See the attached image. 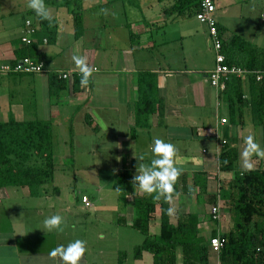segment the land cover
I'll use <instances>...</instances> for the list:
<instances>
[{
    "label": "crops",
    "instance_id": "0c3cea01",
    "mask_svg": "<svg viewBox=\"0 0 264 264\" xmlns=\"http://www.w3.org/2000/svg\"><path fill=\"white\" fill-rule=\"evenodd\" d=\"M118 1L124 3L129 0ZM173 3L174 0L163 2L139 0L136 7L139 6L138 9L141 11L144 6L146 11L144 10L141 22L134 26L137 28L135 32L129 31L130 25L123 21L115 25L107 24L100 21L105 16L98 15L99 21L94 23L85 16L94 9H108L111 7V1L103 0L101 4L89 9L74 5L72 10L77 11L78 30L75 26L74 12L65 5L58 7H65L63 11L62 9L53 11L51 7L54 5L46 4L51 21L39 24L29 7L20 8L19 12H16L9 4L0 3V66L10 65L15 60L14 50L20 46L17 45L18 40L23 34L25 21L29 20L36 26L37 31L34 36L35 44L27 51L32 56L41 55L46 71L37 75H8L0 79V121H6L10 117L17 121H25L22 119L29 116L28 120H49L52 126L59 125L60 122L68 125L73 123L74 116L78 113L82 116L79 123L83 122L89 127L85 132L95 134L94 144H91L93 153L119 156L115 171L127 157L129 161H134V174L137 164L147 163L151 159L150 145L154 138L172 143L177 150L175 165L186 177L184 188H191L193 191L169 200L170 222L175 223L179 214L188 213L181 211L180 208L192 205V201H195L197 209L190 212L198 215L201 222L200 236L206 240L205 233L209 236L212 232H215V236L224 234L233 225L226 210L227 214L223 211L222 215L220 212L219 220L215 222L208 211L200 209L201 206L207 208L210 206L211 209L220 201L222 204L221 196L218 194L216 203L210 204L209 194L214 193L215 189L216 192L219 191V185L227 183L232 177L231 173L218 171L221 144L227 142L236 149L237 169L247 171L249 169L243 166L242 158L244 138L251 135L256 139L257 135L258 140L260 137L262 140L259 145L264 148V133L260 128L258 132L253 126L250 106L243 104L248 102L249 97L246 78L241 79V102H237L233 107L235 124H229L228 103L210 87L207 77L214 67L215 53L213 61L207 67L194 70L190 60L193 59L194 52L195 55L199 53V48L194 46L197 38L203 34L200 28H193L195 17L168 16L163 13ZM214 4V17L217 25L223 28L224 40L227 41L236 35L264 49V5L260 0H214ZM234 8L236 22L230 20L228 14V11ZM220 9L221 11L226 9L227 12L222 14ZM24 12L26 15L22 17L20 14L23 15ZM164 22L167 24L163 30L155 31L154 27L149 28V25H162ZM201 25L206 28L205 25ZM113 28L114 31L111 30ZM172 43L178 44L177 48L171 49ZM206 46L207 50L213 51L209 42ZM73 55L85 57L88 67L93 69L89 83L75 91L72 80H68L65 88L57 89L58 98L54 101L49 97V87L50 82L52 86L55 82L49 75L57 72H67L70 75L79 73L72 61ZM141 71L156 74L157 94L163 100L164 111L160 118L152 115L149 127L136 130V136L132 139L133 104L137 97V75ZM38 83L41 88L36 106L31 95L24 93L27 90L24 87L31 84L32 87L28 90L38 92L36 88ZM67 109L74 110L75 115L71 117L65 115ZM98 117L104 124L98 121ZM107 125L112 129V132H109L111 134L109 140L106 137ZM80 148L79 140L73 142V152ZM72 151L69 149L70 154ZM195 152L200 155H196ZM141 154L145 156V160H136ZM249 163L252 164L250 170H264L263 160L256 156H253ZM196 172L203 173L206 177L204 194L199 192L197 186L192 188L193 174ZM12 190L14 188L0 189V264H61L59 258H51L49 252L58 245H67L77 239L78 231L75 220L72 219L75 217V209L67 207L66 204L60 207L56 205L59 193L52 199L51 190L47 188L39 197H28L25 189L22 193ZM81 197H87L90 202V207L85 208L81 201L85 212L91 213L95 210L103 212L106 214L104 219L108 216L109 222L112 223L114 213L110 205L104 207L101 205L103 208H99L100 204L96 205L95 197L86 194ZM20 199L26 201L23 206L17 204L16 200ZM3 201L10 202L3 207ZM175 209L177 215L173 221L172 213ZM54 211L61 212L64 216H72L69 217L71 223L68 221L69 226L63 227L61 231L49 232L43 229L42 222L46 217L52 216ZM124 212L126 221L131 223L134 218L133 208L127 205ZM157 231L156 221L152 234H156ZM79 264L99 263L86 256L85 252ZM209 264H218L215 253L210 254Z\"/></svg>",
    "mask_w": 264,
    "mask_h": 264
},
{
    "label": "trees",
    "instance_id": "16d2710c",
    "mask_svg": "<svg viewBox=\"0 0 264 264\" xmlns=\"http://www.w3.org/2000/svg\"><path fill=\"white\" fill-rule=\"evenodd\" d=\"M74 1V5L81 0ZM165 0H157L163 2ZM45 4L63 7L68 2L59 0H44ZM200 0H174L171 7L163 11L168 16L194 17L199 10ZM74 12L76 30L79 29L77 11ZM68 7V6H67ZM31 13L36 15L33 10ZM37 22L51 21L41 19L36 15ZM167 22L162 25H149V28L163 30ZM35 26V25H34ZM218 33L222 39L221 53L225 57L226 64L242 69L256 71L264 68V49L233 35L229 40H224L223 28L217 25ZM130 37L131 32H130ZM21 38V37H20ZM20 45L14 50L15 60L13 66L23 58H30L36 62H43L40 54L32 56L27 51L33 47L24 46L21 39ZM22 75V74H20ZM25 75V74H24ZM54 79L55 85L49 87L50 99L56 101L57 89L65 88L68 80H72L75 91L80 88V73H73L69 79L58 78L56 73L49 75ZM248 80V102L252 116L253 126L260 128L264 133V81L256 82L252 75L238 78L228 77L226 88L222 96L228 103L229 124H235L233 107L241 102V79ZM163 100L157 94L156 74L149 71H141L137 75V97L133 104L134 127L131 131L132 139L136 130L148 128L152 115L160 118L163 115ZM70 123V127H71ZM71 130V129H70ZM72 135V131H70ZM72 151L73 142H69ZM73 154V151L71 152ZM237 151L234 147L224 142L220 146L218 155V171L231 173V180L219 185V191L209 194L210 204H215L217 194L221 196L228 209L232 228L222 234L225 245L217 256L218 264H264V170L239 171L237 169ZM55 170L53 126L49 120H25L17 121L10 117L6 121H0V189L17 188L25 189L28 197H39L45 193V188L53 182ZM134 161L124 158L121 167L115 171V190L117 205L124 208L130 205L134 211L131 223L126 221L124 215L116 214L114 222L138 232L142 236L141 243L134 246L133 254L139 259L142 253L151 254L152 264H177L178 251L181 256V264H209L210 254L214 253L209 246V239L215 237L212 232L207 241L200 236V220L196 213L179 214L175 223L170 222L169 200L162 196L154 199L156 195L140 193L132 184L134 176ZM185 175L180 174L175 185L172 198L191 193L193 190L186 187ZM198 187L203 193L206 187V177L203 173L193 174V187ZM189 190V191H188ZM51 193L58 194L56 186H52ZM204 194V193H203ZM94 197V196H93ZM83 198L81 197V201ZM89 207L90 202L87 199ZM84 204V202L82 201ZM85 206V204H84ZM86 207V206H85ZM86 207V208H89ZM118 210H120L118 208ZM117 211V210H116ZM156 219L157 233H150V222ZM125 254L119 252L117 264H123Z\"/></svg>",
    "mask_w": 264,
    "mask_h": 264
},
{
    "label": "rangeland",
    "instance_id": "374dc122",
    "mask_svg": "<svg viewBox=\"0 0 264 264\" xmlns=\"http://www.w3.org/2000/svg\"><path fill=\"white\" fill-rule=\"evenodd\" d=\"M59 1L62 2L61 4H64V2H68L69 5L67 6L70 9L74 5V1ZM105 1H111V7H109L108 9H94L85 14V16L94 23L95 21H99L98 15L105 16L100 21H102L103 23L106 22L107 24L115 25L120 24L123 21L125 24L130 25L129 31L133 30V32H135L137 28L134 26L141 22L144 12L146 11V8L144 6L141 8V11L138 9L141 3L138 7H136L139 0H129L128 2L124 3H121V1L118 0ZM102 2L103 0H82L80 4L76 5L77 7L81 5L82 8L89 9V7L97 6ZM260 2H262V4L264 5V0H260ZM0 3L9 4L10 7L12 9H15L16 12H19L20 8L25 9L28 7V0H0ZM51 8L53 9V11L57 9H62L63 11L65 9V7L58 8L57 6H53ZM222 10L223 11H221L220 9L222 14L227 12L226 9ZM218 12L219 9L217 10V13ZM228 12L230 20L236 22V8ZM20 15L24 17L26 13L24 12L23 15ZM194 27H197V29L200 28L201 33L204 35V38L203 35H200L199 38H197L196 45L194 47L199 48V53L195 55L194 52L193 59L190 60V63H193V68L195 70L199 67H207L213 61L214 52L210 51L209 49V51L207 50L206 44L209 41L206 42V40L208 39L206 28L201 24H198L196 20H193V28ZM111 30L114 31L115 28ZM118 32L120 35L121 30ZM193 41L195 43V40ZM202 42L205 44H202ZM177 46L178 44L176 45L175 43H172L170 45V48H177ZM203 47H205V49ZM29 87H32L31 84H26L24 89L27 90L24 91V93L31 95L32 101L36 106H38V97L40 96L39 89L41 88L40 84L38 83L36 87L38 88V92L29 91ZM73 111L71 109H67L65 115H69V117H71L72 115H75ZM29 118V116H26L22 120H28ZM74 118L75 120L73 121L71 127L70 124L65 125L64 122L63 124L60 122L59 125H53L55 170L53 182L50 183L48 187L49 190H51L52 186L58 187L59 195L56 205L60 207L66 204L67 207H72L73 209H75V217H69H72V219L75 220L77 227L76 230L78 231V235L76 236V238L79 239V237H81V239L86 242V256H88L90 259H93V261H98L99 264H117L118 254L119 252H123L126 258L124 264H152L151 254L147 252L142 253L141 260H139L138 262L137 259L134 258V246L141 243L142 241V236L138 232L123 226H118L114 222V219H112V223H110L108 216L104 219V215L106 216V214L98 210H95L91 213H87L84 211L86 207L84 208V206L81 204V196L83 194H86L89 196H94L97 199L96 205H98L99 203V208H103L105 205H110L111 211H113L112 213H114V217L116 214L125 216L123 208H120L116 202L117 195L115 190V166L118 162V159L120 158L119 156L114 157L110 154L105 155L101 152H95L94 154L93 150H91V147L93 146H91V144H94L95 134L90 131L85 132L88 131L89 127L83 124V122L79 123V120L82 119V116L80 114L77 113ZM102 128H104V126ZM256 129L258 132H260L259 128ZM107 130L108 131L106 133V137L109 140V137L111 135L109 134V132H112V129L109 128V125H107ZM58 131L60 132L58 133ZM70 131H72V135H70ZM71 140L72 142L79 140L81 146L79 150H74L73 154H70L68 146ZM255 141L258 144L262 143L261 137L260 140H258L257 135ZM260 147L264 149L261 145ZM195 154L200 155L196 152ZM258 158L260 160H263L264 164V157ZM12 191H16L18 193L25 192V190L17 188ZM51 197L52 199H55V194H52ZM16 201L17 204L21 206L26 203V201L21 199ZM9 202L10 201H3L2 206L6 207ZM192 202V205H184L182 208H180L181 211L190 212L196 210L197 204L195 201ZM219 203L221 205L220 212L222 213V215L223 211L224 214H227L228 209L226 208L224 202L222 201L221 204L220 201ZM118 208L120 210H118ZM200 209L206 210L209 213L210 206L208 208L201 206ZM53 215H60L63 218L62 228L69 226L67 224L68 221L69 224L71 223V218H69L68 216H64V214L61 212L56 213L54 211ZM172 215V220L174 221L177 215L176 209L173 210ZM227 215H230L229 212ZM227 215L226 217L228 218ZM155 225L156 219L153 218V220H151V234L155 231ZM205 234H207L205 235L206 240L209 239L208 233ZM177 253V262H181L180 252L178 251Z\"/></svg>",
    "mask_w": 264,
    "mask_h": 264
},
{
    "label": "clouds",
    "instance_id": "9594fccd",
    "mask_svg": "<svg viewBox=\"0 0 264 264\" xmlns=\"http://www.w3.org/2000/svg\"><path fill=\"white\" fill-rule=\"evenodd\" d=\"M28 7L35 12L41 19H50L49 9L44 0H28ZM72 61L81 74V86H87L89 77L92 75L93 69L88 67L86 58L80 55H73ZM100 123H103L97 118ZM151 159L147 163H139L136 167L135 175L132 178L138 191L143 194L156 195L154 199H160L162 196L165 200H170L174 192V185L181 174V169L175 165V157L177 154L176 147L165 142L160 138H154L151 145ZM253 156L264 157V149L255 141L254 137L248 135L244 138V151L242 158L244 167L251 169L252 164L249 163ZM136 160L144 161L145 156L141 154ZM171 212V209H169ZM43 229L49 232L61 231L63 218L60 215H52L43 220ZM86 252V242L82 239L70 241L67 245H58L49 252V256L53 259L59 258L61 264H79L81 257Z\"/></svg>",
    "mask_w": 264,
    "mask_h": 264
},
{
    "label": "built area",
    "instance_id": "2783aa9c",
    "mask_svg": "<svg viewBox=\"0 0 264 264\" xmlns=\"http://www.w3.org/2000/svg\"><path fill=\"white\" fill-rule=\"evenodd\" d=\"M198 7L199 10L194 17L200 24L206 26L209 45L215 53L214 67L207 75L210 87H212L218 95H222L225 91L228 77L230 76L242 78L252 75L256 82H263L264 68L256 71H250L226 64L225 57L221 53L222 39L218 33L217 22L214 17V0H200ZM36 31V26H34V24L29 20H26L24 23V31L20 38L24 46H28L33 43ZM45 72L46 71L42 62L38 63L30 58H23L13 66H0V79L8 75H37ZM56 74L58 75V78L61 79H69L71 77V75L67 72H57ZM82 201L86 207H89L86 198H83ZM209 214L212 221L217 222L220 217V204L217 203L214 207H212ZM208 242L215 254L220 253L225 245V239L222 234H218L215 237L210 238Z\"/></svg>",
    "mask_w": 264,
    "mask_h": 264
}]
</instances>
